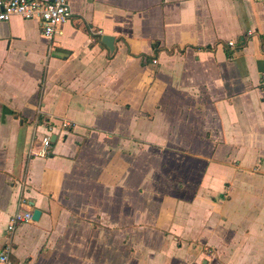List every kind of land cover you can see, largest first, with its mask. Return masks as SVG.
Segmentation results:
<instances>
[{
	"label": "crops",
	"instance_id": "0c3cea01",
	"mask_svg": "<svg viewBox=\"0 0 264 264\" xmlns=\"http://www.w3.org/2000/svg\"><path fill=\"white\" fill-rule=\"evenodd\" d=\"M67 1L0 22L12 262L264 264V0Z\"/></svg>",
	"mask_w": 264,
	"mask_h": 264
},
{
	"label": "built area",
	"instance_id": "2783aa9c",
	"mask_svg": "<svg viewBox=\"0 0 264 264\" xmlns=\"http://www.w3.org/2000/svg\"><path fill=\"white\" fill-rule=\"evenodd\" d=\"M14 16L36 22L41 35L52 39L60 26L70 18L71 12L67 0H0V22H6ZM228 46L232 48L235 43L229 42ZM152 63H156V60H152ZM42 141L41 154L45 155L50 148V137L45 136ZM31 221V212H16L8 222L7 233L11 234L19 224ZM10 252V245H0V264H14Z\"/></svg>",
	"mask_w": 264,
	"mask_h": 264
},
{
	"label": "water",
	"instance_id": "95a60500",
	"mask_svg": "<svg viewBox=\"0 0 264 264\" xmlns=\"http://www.w3.org/2000/svg\"><path fill=\"white\" fill-rule=\"evenodd\" d=\"M101 43L104 44L109 51H111V52L113 51L114 39L112 36L102 35L101 36ZM39 214H40V212L38 210H34V212L32 214V220H37L39 217Z\"/></svg>",
	"mask_w": 264,
	"mask_h": 264
},
{
	"label": "trees",
	"instance_id": "16d2710c",
	"mask_svg": "<svg viewBox=\"0 0 264 264\" xmlns=\"http://www.w3.org/2000/svg\"><path fill=\"white\" fill-rule=\"evenodd\" d=\"M98 38V37H97Z\"/></svg>",
	"mask_w": 264,
	"mask_h": 264
}]
</instances>
